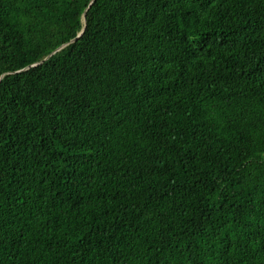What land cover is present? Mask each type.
Instances as JSON below:
<instances>
[{"label": "trees", "instance_id": "16d2710c", "mask_svg": "<svg viewBox=\"0 0 264 264\" xmlns=\"http://www.w3.org/2000/svg\"><path fill=\"white\" fill-rule=\"evenodd\" d=\"M0 264H264V0H0Z\"/></svg>", "mask_w": 264, "mask_h": 264}, {"label": "water", "instance_id": "95a60500", "mask_svg": "<svg viewBox=\"0 0 264 264\" xmlns=\"http://www.w3.org/2000/svg\"><path fill=\"white\" fill-rule=\"evenodd\" d=\"M82 33H83V30L79 33V35H81ZM79 35H78V36H79ZM50 55H51V54H50ZM50 55H49V56H50ZM47 57H48V56H47ZM47 57H46V58H47Z\"/></svg>", "mask_w": 264, "mask_h": 264}, {"label": "bare ground", "instance_id": "6f19581e", "mask_svg": "<svg viewBox=\"0 0 264 264\" xmlns=\"http://www.w3.org/2000/svg\"><path fill=\"white\" fill-rule=\"evenodd\" d=\"M137 30V29H136ZM120 35V34H119Z\"/></svg>", "mask_w": 264, "mask_h": 264}]
</instances>
